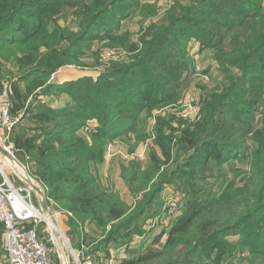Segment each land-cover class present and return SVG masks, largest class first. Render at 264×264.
Here are the masks:
<instances>
[{
    "label": "trees",
    "instance_id": "16d2710c",
    "mask_svg": "<svg viewBox=\"0 0 264 264\" xmlns=\"http://www.w3.org/2000/svg\"><path fill=\"white\" fill-rule=\"evenodd\" d=\"M253 1L174 0L157 17L156 6L141 0H0V71L24 83L25 109L9 141L42 185L48 203L73 214L71 223L77 227L99 224L103 230L111 227L104 234L108 243L115 233L123 234V246L131 254L117 264H180L194 255L199 258L241 222L264 213V127L254 132L252 144H245L250 125L243 131L237 123L246 121L234 117L231 107L221 108V100L215 102L217 95L215 105L206 107L205 118L184 133L182 144L189 153L185 160L176 161L171 135L158 128L159 151L151 154L150 165L133 162L131 171L122 172L128 191L140 193L134 205L114 188L104 170L111 141L138 134L136 146L147 137L142 114L179 101L194 65L187 50L189 41L201 43L202 51H213L223 69H239L237 86L248 81L264 85V3L252 5ZM248 4L252 7L246 11ZM61 5L76 8V30L59 25L56 15ZM137 13L154 20L142 26L138 38H131L123 23ZM94 41L120 45L128 61L113 63L96 79L87 75L62 83L51 81L64 66L86 67V43ZM11 62L16 70L7 68ZM229 83L218 97L237 98L240 103L233 91L236 81ZM48 94L67 95L69 101L54 107L44 100ZM208 110L217 113L209 117ZM90 118L99 123L82 137L84 121ZM230 158L241 163L251 159L249 177L242 179L241 187L230 185L219 197L207 198L195 183L211 164L221 165ZM195 170L200 173L194 174ZM179 175L193 184L165 243L144 253L130 248L136 228L143 230L142 225L158 214L157 193L164 184L176 185ZM230 189L238 194L233 205ZM2 231L0 222V247ZM234 253L229 252L225 261H231ZM91 254L97 260L112 257L109 248Z\"/></svg>",
    "mask_w": 264,
    "mask_h": 264
},
{
    "label": "rangeland",
    "instance_id": "374dc122",
    "mask_svg": "<svg viewBox=\"0 0 264 264\" xmlns=\"http://www.w3.org/2000/svg\"><path fill=\"white\" fill-rule=\"evenodd\" d=\"M255 2L264 3V0H254L252 5H254ZM252 5L248 4L245 6V10L248 11ZM59 10H61V12L57 13L56 15L59 25L61 27H70L76 30L78 28L79 21L76 8L71 5H61ZM133 25L136 29L138 28L137 23ZM123 26L125 30L130 31L131 38L139 37H137L135 32H131L129 29L131 27V20H126L123 23ZM86 44L87 47L85 48L86 53L83 54V63L87 66L84 67V65H75L79 69L90 70L99 76L102 72L108 70L110 68L109 66H112L113 63L118 61H128V54L125 53V49L120 45H111L107 41H94ZM200 45L201 43L195 39L189 41L187 45L188 53L193 55L194 65L192 67V71L188 73L191 74L188 75V83L185 85L186 89L184 88L182 91L179 101L172 103L169 106L153 109L148 114H142L140 121L145 135L147 134L148 136L147 139H143L145 145L147 146H139V144L135 146L136 140L139 139V135L133 134L125 135L122 139L117 138L111 141L112 143H109V146L110 144H113L112 146L114 148L110 152L111 155H109V146L107 147V160L104 167L105 175L114 188L120 192V194L129 204L134 205L139 200L140 193L135 195L129 191H127L129 193H126L127 184L122 177V172L124 170L128 172L131 171V165L133 162L138 165L143 164L141 162H144L142 161L143 154L147 155L146 148L148 149L149 161L151 154L156 152V150L159 151L157 146V137H159L158 128L160 131L166 132L167 135H171L172 145H174L173 153L175 158H177L176 161L178 162L185 160L189 154L186 152V146L184 147L185 144H182L184 133L201 122L203 118H205L207 115V111L205 114L206 107H208L210 104L215 105L214 100L216 95L217 98L215 102L218 99L221 100V108H223V106L225 108L226 106L231 107L234 117L239 115L243 120L246 121L245 124L237 123V125H239L243 131L249 128L247 126L248 124L250 125L251 131L245 138V144H252V136L254 132L261 130L264 127V85H260L258 82L255 83L248 81L246 83L239 82L237 86V74H240L239 69L235 68L233 69V72L230 71L229 68L223 69L218 60H216L217 55L214 54L213 51H202ZM7 68L16 70V66L12 62L7 63ZM54 75L51 81L57 82ZM232 75L233 80H230ZM12 80H16V76L5 77L0 71V108L2 83L5 81L12 82ZM231 81H236V83H234L236 90L233 89V91L235 94L240 96V103H238L237 98L234 99L232 97V99H228L227 97L223 98L222 96V99H220L218 97L227 91L228 87L231 86L229 83ZM256 91L260 92L261 95L257 96L255 93ZM52 97L54 96L48 94L47 96H44V100L47 101L45 98ZM242 98L243 100H241ZM250 100L255 101V104H252ZM252 109L253 111L250 112L251 114L248 113V111ZM212 113L214 112H210L208 110L209 117ZM216 113L217 112H215L214 115H216ZM93 121L99 123L98 119L94 118L84 121V126L80 132L82 137L88 136L87 129L95 128V126H91ZM3 132L0 135V144H7L8 146H11V150L15 154L14 145L9 141L10 137L7 140ZM242 140L244 139L242 138ZM117 150H121L124 155L121 153L118 154ZM129 153L134 154L133 156H129ZM136 153H138V156ZM1 154L2 153L0 152V155ZM6 159L8 158H3V160L7 162ZM17 159L21 161L18 157ZM250 160L248 162L246 161L241 163L242 161L237 160V158H230L228 161H226V163L224 162L221 165L211 164L210 170L202 172L204 177L198 179L195 183L197 185V189L203 190L199 192H205L204 196H207V198L211 199L219 197L222 192H226L230 185H233L234 189L241 187L242 184H244L242 183V179L249 177L248 172L250 170ZM21 163L23 162L21 161ZM23 165L25 166L28 174L33 177L30 174L28 167L24 163ZM109 165L112 169L113 177L107 173V166ZM149 165L150 163L147 165L143 164L142 167H148ZM120 169L121 174L119 175ZM6 170L10 174L11 178H13L16 182H20L24 185H30L32 187L31 183L20 176L17 171L9 165L8 162L6 163ZM193 172L196 175L200 173L199 170H195ZM34 179L39 185H41L36 178ZM184 181H186L185 185H183ZM153 182H156V180L154 179ZM192 184L193 180L187 181V177L185 175H179L176 185L164 184L162 189L155 197V206L158 210V214L155 217L149 218L146 223L142 225L143 230L136 228L137 230L132 240V245L134 243L136 245L131 246L130 248H136L138 252L144 253L150 249L160 248L165 243L169 232L183 212L187 198L186 193L187 190L191 188ZM149 187L151 186L149 185ZM230 191L232 192V197L230 198L232 199L231 205H233V203L235 204L237 202L235 198L236 195L238 197V194H235L236 191L233 189H230ZM34 199L37 204L43 205L42 198L36 189L34 192ZM49 205L53 212L57 213L56 223L59 225L60 229L63 231V234L68 240L66 242L63 238L58 239L56 230L53 227L50 228L49 233L46 234V229L48 226L44 221L39 225V234L43 237L45 234L48 235V237H50L54 242L55 264H62L58 253L59 245L63 251L65 259L67 260V264H81L82 261H85L84 258L91 254L92 251L104 253L107 248H109V251L114 257H118L121 253L126 255L131 254L130 251H127L128 247L123 246V242L125 241L123 234L115 233V239L108 243L105 240L104 234L107 236L111 230V227H107V229L104 228V230L99 224L77 227L70 222L71 216L68 215V211H64L53 204ZM228 208L229 206H226L225 209ZM262 212L263 211H260V213L256 214V216L241 222L237 229L228 232L225 234V236H221L216 242H213L214 244L212 245L213 247L211 249H207V252L200 253L199 258L194 255L190 259H187L186 262L182 261L180 264H264V213ZM66 217L68 221L66 222L67 225L65 226L62 224L61 219H65ZM133 230L135 231L134 227ZM249 240L252 241L250 242L252 243L251 246L247 245ZM106 243L107 245H105ZM229 252H235V257L232 256V260L226 262L225 258L228 256ZM0 264H8L6 254L2 246L0 247Z\"/></svg>",
    "mask_w": 264,
    "mask_h": 264
},
{
    "label": "built area",
    "instance_id": "2783aa9c",
    "mask_svg": "<svg viewBox=\"0 0 264 264\" xmlns=\"http://www.w3.org/2000/svg\"><path fill=\"white\" fill-rule=\"evenodd\" d=\"M11 86L12 82H3L1 91L0 120L7 140L20 120V116L12 115ZM3 146L13 152L11 146ZM112 149L114 148L110 144L109 155ZM117 153L124 155L121 150H117ZM2 157H9L0 155V222L3 225V249L7 260L9 264H55V245L46 235L51 228L45 216L48 214L43 205L35 201L33 187L11 178ZM56 214L54 212L57 221ZM68 215L73 216L71 212H68ZM48 216L52 218L51 215ZM43 221L48 226L44 237L39 234V225Z\"/></svg>",
    "mask_w": 264,
    "mask_h": 264
},
{
    "label": "crops",
    "instance_id": "0c3cea01",
    "mask_svg": "<svg viewBox=\"0 0 264 264\" xmlns=\"http://www.w3.org/2000/svg\"><path fill=\"white\" fill-rule=\"evenodd\" d=\"M183 1L185 2L186 0H183ZM141 2L154 4L156 6L158 12H159L157 17H159L160 15H162L167 10V8H169L171 6V4L174 2V0H141ZM152 18H154V17L151 15L144 16L141 13H137L136 15L132 16L131 19H129V20H131V27L129 26L130 27L129 29L131 30V32L138 33L143 25H147L148 23H150V21L154 20ZM135 23L138 24L137 29L133 25ZM84 75L93 76L95 78L98 77V75L94 74L92 71L85 70V69H79L75 65L62 67L61 69H59L55 73L54 77L56 78L57 82L62 83L63 81H66V80L78 79L79 77H82ZM23 89H24V83L23 82H20L18 80H12V86H11L12 113L16 117H18V116L21 117L23 115V112L25 109L23 107L24 104H23V99H22ZM45 99H47V101L54 107H63L69 101V97L67 95H62L60 98L52 97V98H45ZM92 123L93 124H91V126H93V127L97 125L96 121H93ZM2 132H3V129L0 125V135ZM3 134H4V132H3ZM130 135H133V134H130ZM146 136H147V134H146ZM147 138H148V136L145 139H147ZM138 144H139V146L140 145L141 146L143 145L145 147L147 146V145H145L144 140L142 141V143L139 142ZM146 153H147V155L143 154V157H142L143 160L142 161H144V162H141V163L147 165V164H149V155H148V149L147 148H146ZM133 154L134 153H129V156L130 155L133 156ZM136 155L138 156V153H136ZM4 162H6V161H4ZM107 173L111 177H113L112 169L110 168V165L107 166ZM120 174H121V169H120L119 175ZM127 191H128V188L126 187V193H129ZM61 221H62V224L66 226L67 225L66 222L68 221V219L66 217L65 219L64 218L61 219ZM134 245H136V244L134 243L132 246H134ZM126 256H127L126 254L121 253L118 257L112 256L111 258H100V260H97L95 255L89 254L84 258L85 261L84 262L82 261V264H117L119 259H122ZM8 264H9V262H8Z\"/></svg>",
    "mask_w": 264,
    "mask_h": 264
},
{
    "label": "water",
    "instance_id": "95a60500",
    "mask_svg": "<svg viewBox=\"0 0 264 264\" xmlns=\"http://www.w3.org/2000/svg\"><path fill=\"white\" fill-rule=\"evenodd\" d=\"M0 152L5 155V156H8L10 157L11 159L15 160L16 162H18L23 168L24 170L26 171V168L25 166L23 165V163H21V161H19L17 159V157L15 156V154L13 152H10L9 150H7L3 145L0 144ZM27 172V171H26ZM28 174V172H27ZM27 180L32 183V181H36L33 177H31L29 174H28V177H26ZM37 183V181H36ZM33 188L36 189V191L40 194L41 198H42V204H43V208L45 209L46 213L48 215H51V217L53 218L54 221L55 220V217H54V212L53 210L51 209L49 203H48V199H47V196H46V192L45 190L41 187V185L37 184L36 185H32ZM57 222V221H56ZM58 253H59V258H60V261L62 264H67V260L65 259V256L63 254V251L62 249L60 248V245L58 246Z\"/></svg>",
    "mask_w": 264,
    "mask_h": 264
},
{
    "label": "bare ground",
    "instance_id": "6f19581e",
    "mask_svg": "<svg viewBox=\"0 0 264 264\" xmlns=\"http://www.w3.org/2000/svg\"><path fill=\"white\" fill-rule=\"evenodd\" d=\"M6 160L9 163V165L11 167H13V169H15L20 176H22L23 178H25L27 180L26 177H28V174H27V172L24 170V168H22V166L18 162H16L15 160H13L11 158H8ZM33 184L37 186L38 183H36V181L33 180L32 183H31V185H33ZM45 216L47 217V219L49 221V224L51 225V228L52 227L55 228L56 235H57L58 239H62L63 238L67 242L68 240H67L66 236L63 234V231L60 229V227L56 223V221H54L48 215H45ZM55 220H56V218H55Z\"/></svg>",
    "mask_w": 264,
    "mask_h": 264
}]
</instances>
